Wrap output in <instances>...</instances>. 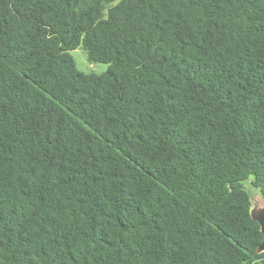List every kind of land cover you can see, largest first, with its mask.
Instances as JSON below:
<instances>
[{"label":"trees","instance_id":"1","mask_svg":"<svg viewBox=\"0 0 264 264\" xmlns=\"http://www.w3.org/2000/svg\"><path fill=\"white\" fill-rule=\"evenodd\" d=\"M250 190L264 0H0V264H264Z\"/></svg>","mask_w":264,"mask_h":264},{"label":"rangeland","instance_id":"2","mask_svg":"<svg viewBox=\"0 0 264 264\" xmlns=\"http://www.w3.org/2000/svg\"><path fill=\"white\" fill-rule=\"evenodd\" d=\"M69 54L73 59L77 70L84 74L101 75L105 73L109 67L107 64L89 63L86 57V53L82 49V47H78L77 49L69 52ZM250 194L252 196V203H258V201L262 199L261 196L255 190H250Z\"/></svg>","mask_w":264,"mask_h":264},{"label":"water","instance_id":"3","mask_svg":"<svg viewBox=\"0 0 264 264\" xmlns=\"http://www.w3.org/2000/svg\"><path fill=\"white\" fill-rule=\"evenodd\" d=\"M261 201H263V199L259 200L258 203H252V207L249 211L251 219L258 223L260 232L263 237L262 242L256 249L257 254L264 253V204H261ZM258 204H260L259 207Z\"/></svg>","mask_w":264,"mask_h":264},{"label":"snow or ice","instance_id":"4","mask_svg":"<svg viewBox=\"0 0 264 264\" xmlns=\"http://www.w3.org/2000/svg\"><path fill=\"white\" fill-rule=\"evenodd\" d=\"M260 203H261V204H264V201H261ZM259 206H260V205L258 204V207H259Z\"/></svg>","mask_w":264,"mask_h":264}]
</instances>
